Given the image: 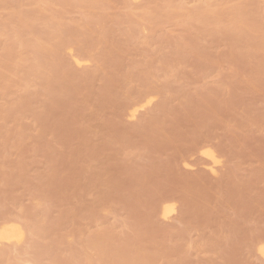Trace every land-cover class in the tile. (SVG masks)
<instances>
[{
	"label": "rangeland",
	"instance_id": "374dc122",
	"mask_svg": "<svg viewBox=\"0 0 264 264\" xmlns=\"http://www.w3.org/2000/svg\"><path fill=\"white\" fill-rule=\"evenodd\" d=\"M263 44L264 0H0V264H264Z\"/></svg>",
	"mask_w": 264,
	"mask_h": 264
},
{
	"label": "bare ground",
	"instance_id": "6f19581e",
	"mask_svg": "<svg viewBox=\"0 0 264 264\" xmlns=\"http://www.w3.org/2000/svg\"><path fill=\"white\" fill-rule=\"evenodd\" d=\"M35 3V2H34ZM26 15V14H25ZM237 15V14H235ZM18 17V16H16ZM239 17V16H238ZM29 18V17H28ZM54 20V19H52ZM19 21V20H18ZM26 21V20H25ZM56 21V20H54ZM16 22V21H14ZM28 22V21H27ZM49 23V22H48ZM16 24V23H14ZM22 24V23H21ZM26 25V24H25ZM60 25V24H59ZM63 25V24H62ZM54 26V25H53ZM56 26V24H55ZM246 26V25H245ZM29 27V25H28ZM45 27V26H44ZM50 27V26H49ZM87 27V26H86ZM27 28V27H26ZM50 29V28H49ZM27 30V29H26ZM65 31V30H64ZM63 31V32H64ZM71 31V30H70ZM34 32V31H33ZM48 32V31H47ZM46 32V33H47ZM94 32V31H93ZM49 33V32H48ZM56 33V32H55ZM70 33V32H69ZM23 34V33H22ZM18 36V35H17ZM53 36V35H52ZM32 37V36H31ZM30 37V38H31ZM46 37V36H45ZM50 37V36H49ZM26 38V37H24ZM10 39V38H9ZM28 39V38H27ZM49 39V38H48ZM26 41V40H25ZM28 41V40H27ZM79 41V40H78ZM105 41V40H103ZM7 42V41H6ZM50 42V41H49ZM102 42V41H101ZM20 45V44H19ZM26 45V44H25ZM44 45V44H43ZM264 45V44H263ZM14 46V45H13ZM21 46V45H20ZM37 47V46H35ZM41 48V47H40ZM97 50V49H96ZM16 52L18 51L17 49L15 50ZM14 51V52H15ZM94 51V50H93ZM31 52V51H30ZM39 54V53H38ZM43 54V53H42ZM49 55V53H48ZM10 56V55H9ZM54 64V63H53ZM51 70V69H50ZM64 74V73H63ZM149 100L146 101V103H148ZM132 106V105H131ZM136 108H134L132 110L131 113H133ZM134 114V113H133ZM132 116V115H131ZM205 154H207L208 156H210L211 158L213 157L211 152L209 153V151H205ZM209 157V158H210ZM206 165V164H205ZM174 210V207H173V204L171 202H164L162 207H161V213L163 216H167L168 214H170L172 211ZM22 225H20L19 223L15 222V221H12V220H6V221H2V223H0V246H2L1 244L3 242H6V243H11V242H14V243H18L20 242L23 238H24V230L23 228L21 227ZM26 234V233H25ZM19 244V243H18ZM1 248V247H0ZM259 251L261 253L264 254V245H261L259 247Z\"/></svg>",
	"mask_w": 264,
	"mask_h": 264
}]
</instances>
